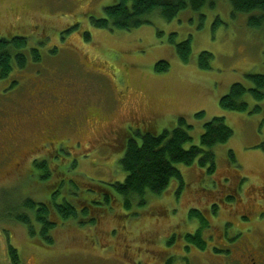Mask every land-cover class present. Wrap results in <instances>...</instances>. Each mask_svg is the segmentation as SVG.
Listing matches in <instances>:
<instances>
[{"label":"rangeland","instance_id":"rangeland-1","mask_svg":"<svg viewBox=\"0 0 264 264\" xmlns=\"http://www.w3.org/2000/svg\"><path fill=\"white\" fill-rule=\"evenodd\" d=\"M115 1L0 0V38L25 37L27 55L23 69L13 67L0 80V143L9 149L0 156V264H14L10 247L20 260L16 264H120L123 235L143 249L182 252L185 234L199 228L189 217L191 209L205 216L207 247H193L190 256L206 261L213 257L209 250L223 221L229 232L238 230L233 221L246 229L256 222L241 217V224L238 218L257 210L250 197L264 182V100L245 94V111L222 109L219 100L232 84L249 85L248 74H264V27H250L249 14L233 13L229 0H215L199 11L182 9L169 21L150 15L148 23L129 31L93 26L91 17H103V8ZM172 35L175 43L190 37L188 62L178 57ZM32 48L40 54L38 61ZM203 51L213 55L206 69L198 65ZM159 60L169 64L166 71L155 70ZM13 80L17 83L10 88ZM180 116L192 125L194 145L212 118H224L231 128V138L214 149L213 172L197 160L176 164L181 189L173 180L163 193H148L145 205L134 203L130 209L115 193L108 203H88L89 213L97 215L95 224L57 220L50 231L53 242L47 244L22 201L47 202L59 190L55 200L66 197L80 210L88 201L77 197L81 193L94 197L104 187L99 182L124 180L119 162L124 148L114 141H139L138 130L159 134ZM35 162L49 165L48 179L39 175ZM236 184L239 202L230 197ZM20 211L30 215L34 235L13 219ZM262 230L264 222L253 226V235ZM144 237L158 238L165 247L142 244Z\"/></svg>","mask_w":264,"mask_h":264},{"label":"trees","instance_id":"trees-1","mask_svg":"<svg viewBox=\"0 0 264 264\" xmlns=\"http://www.w3.org/2000/svg\"><path fill=\"white\" fill-rule=\"evenodd\" d=\"M214 2L215 0H116L112 5L103 8V17H91V23L95 27L107 28L111 31H129L148 23L147 18L150 15H159L164 20L169 21L182 9L189 8L192 11H199L205 4L212 7ZM229 3L233 13L249 14L247 22L250 27H264V0H229ZM173 39L174 36L172 35L169 41L174 43L178 57L182 62H188L191 54L190 37L176 43ZM24 49L25 37L0 38V80L7 78L13 67L23 69L26 66L27 55ZM30 53L35 61L40 59V54L36 48L30 49ZM198 57L200 68L210 67V61L213 57L211 53L203 51ZM168 66L166 61L159 60L155 63V70L166 71ZM246 78L249 85L240 82L234 83L231 85L228 94L220 98L219 105L222 109L245 111L248 107L243 99L245 94H249L256 102L264 100V74L250 73ZM15 83H17L15 80L11 81V85H15ZM258 109L259 106L257 105L254 111ZM201 113L199 112L195 116H200ZM191 129L192 125L180 116L172 129L163 130L159 134L147 130L139 133L138 130L136 134L140 136L139 141L128 138L125 142L121 139L120 146L124 150L119 162L122 171L125 173L123 182H99L104 187H102L101 193L94 197L81 193L77 197H80L81 200L88 198V201L81 205L78 211L66 197L60 198V201L55 200L59 196V190L52 194L51 199L47 202L35 203L31 199H26L21 202V208L29 211L38 225L40 234L47 244H51L53 240L50 231L58 225L57 220L61 224L69 219H76L81 225L95 224L97 215L95 212L89 213L88 203L97 205L108 203L111 194L115 193L121 199L120 204L125 209H130L134 203L138 206L145 205V198L148 193L155 195L163 193L173 180L177 181L178 188L181 189L184 186V181L181 172L176 168V164L190 166L197 160L201 167L207 166V170L213 172L215 169V147L227 142L233 134L222 117L212 118L203 124V131L197 145L191 144ZM229 156L234 159L233 152L230 150ZM35 168L39 170L40 176L44 180L48 179L51 172H49L50 167L46 162H35ZM61 181L65 183L62 179ZM70 184L75 186L78 184L82 186L83 184L88 187L85 182L75 184V181L71 180ZM113 201L116 203L115 199ZM52 213L56 215V219L51 217ZM13 214V219L26 225L31 235L36 233V226L31 221L29 214H24L21 211ZM79 215L82 217L79 218ZM189 217L197 220L199 228L194 233L186 234V241L204 250L207 247L206 242L202 239V230L207 227L205 216L199 210L191 209ZM9 252L14 264L17 263V260L19 263L16 250L10 247Z\"/></svg>","mask_w":264,"mask_h":264},{"label":"flooded vegetation","instance_id":"flooded-vegetation-1","mask_svg":"<svg viewBox=\"0 0 264 264\" xmlns=\"http://www.w3.org/2000/svg\"><path fill=\"white\" fill-rule=\"evenodd\" d=\"M42 90L44 91V89ZM133 125L135 124H132L131 126ZM120 140L121 139L114 141L115 145L120 146ZM8 150L9 149L7 147H3L1 142L0 156L6 155ZM49 157L50 161L54 163L53 160L55 159V146H53V151L50 152ZM236 188L237 184L233 189L235 193L230 197L233 198L232 196H236L235 199L233 198L234 202H239V195L236 194ZM247 189H245V191ZM250 199L257 204V210L248 211L245 215H240L238 220L241 224L245 222L241 220V217L245 218L249 222L256 221L252 225L257 226V224L260 225L264 222V182L258 186L257 190H255V193L252 194ZM233 224L237 226L238 230L234 229L233 232H229L226 228L228 227V223L225 221L222 222L220 234L217 236L218 241L217 243H214L215 246L213 245L214 247H211L209 250V253L213 257L207 259L206 261H202L197 258H195V261L193 258H191L190 252L192 251L193 247L199 251H206V249L201 250L189 242H186L185 245H181L182 252H158L150 247L143 249L142 247H139V245L134 246L132 244H128L126 242L127 238L123 235L122 237L125 242L123 246L125 247V252H123L122 255L124 254L125 257L121 255V259L118 258L117 262L120 264H264V230H262L258 236H255L253 235V226L252 229H246L245 223V225H237L235 221H233ZM155 242L165 247V244L160 242L158 238L155 240L152 237H144V240H142V244L146 245H153ZM137 247L138 250H141L140 253H134V249H137Z\"/></svg>","mask_w":264,"mask_h":264}]
</instances>
